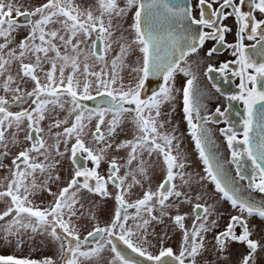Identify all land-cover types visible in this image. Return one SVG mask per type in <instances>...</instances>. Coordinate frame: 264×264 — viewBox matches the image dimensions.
<instances>
[{"label": "snow or ice", "instance_id": "snow-or-ice-1", "mask_svg": "<svg viewBox=\"0 0 264 264\" xmlns=\"http://www.w3.org/2000/svg\"><path fill=\"white\" fill-rule=\"evenodd\" d=\"M248 2L251 9L264 16V0ZM214 3L219 6L213 8ZM245 3L246 0H198L197 19L193 16L191 6H174L169 0H125L124 7H120L117 0H97L98 15H94L91 8L81 9L75 5L74 0H47L31 11H22L17 0H0V38L3 39V43H0V88L5 93H12L11 103L21 108L20 111H10V101L5 96H0V158L9 154L10 144L17 145V134L20 131H25L24 140L27 142L11 161L10 177L0 180V201L6 204L5 210L0 212V239L11 243L12 237L18 238L21 232L29 230L34 234H47L56 245L59 257V260L53 257L37 260L0 255V264L98 262L106 246H110L109 251L112 254L108 264H140V261L119 250L115 241L122 242L132 253L145 258L150 264H197V257L204 251L202 233L210 230L208 217L212 214L211 206L199 202L193 205L194 219L191 230L185 227L187 214L173 216L168 211L175 208L179 213V204H192L189 194L179 188H190L194 179L184 172L186 158L180 154L178 138L174 132L162 131L165 123L159 120L160 105L173 99L171 81L176 71L187 77L182 89L183 113L199 159L204 165L206 175L200 176L199 181L208 180L213 183L215 191L229 201L233 208L264 218V200L256 203L242 198L235 181L225 176L218 162L213 163L216 158L209 148L213 143L211 130L206 125L218 122V118L224 117L225 112L217 107L213 114L201 115L203 105L199 103L195 92L197 73L186 63L181 67V62L186 61L189 55L198 53L208 39L233 50L232 55L236 57L234 61L223 63L218 69L209 64L204 75L211 79L210 74L213 72L231 71L233 76L239 78V94L228 99L242 101L245 106L243 138L238 139L237 132L231 126L219 131L231 150L229 163L236 165L239 180L249 179L240 170V162L246 156L253 169L248 188L264 193V106L259 111L258 120L254 110L258 102H264V59L260 62L252 59L243 43L245 39L255 41L251 49L255 50L256 55L264 58V18L257 19L252 10H242ZM133 8L135 12L131 29L134 38L121 42L125 39L121 35L113 40L119 25L113 26L112 19L125 16L128 10ZM228 9L230 11H226ZM157 13L188 20L201 30L195 35H184L180 39L171 31L162 36L154 31L151 24V18ZM229 16L235 17L238 24L234 44H226L225 34L232 29L222 24ZM20 17L36 19H27L30 27L28 36L16 47L9 48V44L13 42L12 34L20 26ZM50 24H59L60 27L49 29ZM204 28L211 31H203ZM165 40L168 41L167 46ZM113 44L118 45L119 51L109 63L105 54L112 51ZM133 45H136L142 54V64L131 69V72L136 74L135 84L130 82L125 85L119 76V70L127 66L124 61ZM61 48L64 49L63 53ZM216 51L217 48L214 47L207 55L210 57ZM49 53L53 55L50 56ZM25 59L30 62L25 63ZM93 59L101 63L99 71L93 70L94 65L89 63ZM13 63L19 64L17 76L22 82L30 80L34 83L30 92L21 94L19 85L12 87L16 83V78L9 71ZM44 63L50 64L51 67L44 73L45 82L41 83L37 70L43 71ZM58 63L59 77L56 76ZM230 64L237 65V68H230ZM66 68H71L67 76L64 74ZM5 73L8 74L5 76ZM154 75H161L163 84L148 99L141 98L145 82ZM216 90L219 91V88ZM93 91L95 95L92 94ZM64 97L67 99H63ZM97 97L107 104L108 108L91 109L84 103ZM26 103L28 107H23ZM65 104L70 105L67 109L68 115L63 120L53 117L47 126V135L53 141L48 144L41 122L51 110L57 107L64 110ZM109 112L112 113V119L106 121L105 116ZM127 113L133 114V138L114 145L117 129ZM94 118L95 129L90 131V140L86 143L84 137L88 136L89 132L85 129ZM254 125L257 130L256 137L251 135ZM13 128L15 131L9 134V130ZM61 128L62 131H53ZM73 139L74 143H71L69 148V141ZM61 144L64 145L63 150ZM122 149L128 150L124 164L121 165L113 157L108 163L107 177L100 175L98 169L109 151ZM52 153L57 157L70 153L69 158L74 165L66 186L60 187L55 193L48 188L49 181L58 182L60 179L59 174H52L59 164V160L50 159ZM144 153H147L149 159L155 154L157 159L162 160L164 177L155 191L149 187L143 192L142 198L129 203L125 198L126 194L133 186L141 184L137 176L144 179L148 177V161L143 158ZM78 154H83L84 159L91 161L93 167L82 166ZM41 156L44 157L43 161H39ZM134 162L135 167H132ZM3 166L0 163V167ZM121 167L125 168L123 175H120ZM38 171L40 174L47 173L41 184H38L35 178ZM29 177L32 178L30 182ZM177 179L181 182L179 186L175 183ZM109 184L118 190L114 197L116 207L110 221L105 226L95 224L81 239L78 226L73 220L74 217L79 219L85 216L81 200L89 198L85 194L110 196ZM40 190L48 191L53 197L47 207L34 205L29 199L30 195ZM171 198L175 199L169 204ZM195 199L199 201L202 197L197 195ZM133 208L135 212L129 213L128 210ZM156 212H159V215H156ZM165 217L182 232L183 242L178 254L174 253L171 247L163 245L158 254H153L145 247L149 244V226L152 222L163 223ZM211 223L215 225L216 222ZM236 227L242 229L240 235H236ZM250 235L247 221L241 216H232L226 229L215 236L217 248L223 252L227 240L244 243L249 249V254L243 257L241 264H250V261L255 264V254L260 245L250 239ZM90 238L95 244L87 247ZM20 243L17 239L16 246L19 247ZM85 248L87 250H84ZM223 259H227V256Z\"/></svg>", "mask_w": 264, "mask_h": 264}, {"label": "flooded vegetation", "instance_id": "flooded-vegetation-1", "mask_svg": "<svg viewBox=\"0 0 264 264\" xmlns=\"http://www.w3.org/2000/svg\"><path fill=\"white\" fill-rule=\"evenodd\" d=\"M119 1L121 2V0ZM122 1L125 2V0ZM46 2L47 0H40L39 2H34V3H46ZM209 2H211V0H209ZM174 3H185L186 6H191V8L193 9V16H195L197 19L199 18V9L197 7L198 0H174ZM118 4L120 7L125 6V3H118ZM85 5L88 7L89 3H86ZM178 6L181 5L179 4ZM218 6H219L218 4L215 3L213 4V8H216ZM242 10L244 11L252 10L255 13L257 19L264 18V16H261V14L255 11V9H251V5L248 2V0H246V3L242 6ZM226 11H230V9ZM134 12L135 9L133 8L128 10L125 16L117 17L116 23L117 25H119L118 29L122 30L121 29L122 26L124 27L125 25L128 26V30H127L128 40L126 41H130L131 39L134 38V32L131 29V25L133 24ZM151 24L154 31H156L158 34L162 36H166V34L169 31H171L177 39H180L184 35H188V34L195 35L201 30L199 26L190 24L188 20H180L178 18H175L174 20L175 32L171 30V24H172L171 20L165 19L157 22L153 21L151 22ZM222 24L232 29L230 32H227L225 34L226 44H234L236 42V33L238 31V24L235 20V17L229 16L227 19L222 21ZM203 31L207 32L211 30L204 28ZM92 38L93 39L95 38V34H93ZM243 43L248 48V54L252 57V59L256 60L257 62H260L262 59H264L256 55L254 49H251V45L254 44L255 41H249L245 39ZM167 44L168 41L165 40V46H167ZM214 47L217 48V51L212 56L209 57L207 55V52ZM89 50H90V45H89ZM232 51L233 50L231 48H227L224 45H220L215 40L208 39L205 41L203 47L199 49L198 53L189 55L188 57H186V61L181 62V67H184L186 63L187 65H190L192 70L196 71L197 73V79L195 81V92L198 97L199 103L203 105L201 115L202 116L211 115L215 112V109L217 107H219L221 111L225 112V116L218 118V122H210L206 125L211 130V139L213 143L212 145L209 146V148L211 152L214 153L216 158L213 161V163L218 162L222 166L225 176L228 179L235 181V186L240 189L239 195L242 198L250 199L256 203H259L260 201L264 200V193H260L259 191H252L248 188L250 178L253 173L251 162L247 160L246 156L240 162L241 173L246 177H248L249 179L239 180V178L236 175V171H237L236 165L229 163L231 159V150L227 146L225 137L222 136L219 131L221 128H227L231 126L237 132L238 139L243 138L242 122H243V118H246L245 106L242 101H233L228 99L232 95L239 94V87H238L240 82L239 78L233 76L231 71H226L225 73L213 72L210 74L211 79H209L208 76L204 75V71L209 64L213 65L215 68L218 69L221 64L234 61L236 57L232 55ZM130 55L131 57L135 58V67L138 66V64H142V54L139 52L138 47L136 45L132 46V50L129 52L127 56L129 57ZM105 56H106V60L108 61H111V59L113 58L107 56V53L105 54ZM230 68L236 69L237 65L230 64ZM69 73L70 72H67L65 76H67ZM186 80L187 77H185L182 72L176 71L174 73L173 80L171 81V83L173 84V92H172L173 99L166 101L160 105L161 115L159 117V120L165 123V127L164 129H162V131L174 132L175 136L178 138L180 154L184 156L186 159H196L200 168V173L202 174V176H204L206 174L204 172L203 162L199 159L198 152L195 149L194 141L192 140V137L189 134L187 122L184 119L182 89L186 83ZM162 84H163V78H161V83L159 85L161 86ZM213 85H215V87ZM159 87L153 90H147V86L145 82V86L141 90V98L148 99L153 92L158 91ZM249 87H251V85H249ZM217 88H219V91L216 90ZM92 94L95 95V92L93 91ZM261 103L262 102H258L255 108L259 106ZM88 107L91 109H95L90 106ZM101 108H108V107L103 106ZM9 110L16 112V111H20L21 108L13 109V110L9 109ZM70 123L71 120L69 122V126ZM24 146L20 144L19 146H17L18 149H16L12 153H15V155L18 154V152L22 150ZM237 147H242V146L237 145ZM218 149H220L225 154L224 157H220ZM15 155L10 157L9 162H7L6 167L5 166L3 167L0 175H6V177H10L9 169L12 167L11 161L15 157ZM69 156L67 160L72 165ZM78 160L80 161V164L82 166H85L87 163L86 160L82 159L79 154H78ZM39 161L42 160L39 159ZM147 165L150 169L151 168L154 169L152 172L154 174V178L153 181L151 182L152 185L151 189L155 191L164 177V171H163L164 166L162 160L160 159H152V161L149 162ZM107 167H108V163H107ZM29 180H31V177H29ZM205 181L206 183L209 184L207 193L208 192L212 193L216 197V200L218 201L217 203L211 202L210 206L211 207L213 206V208H220L221 206L224 207L221 210V213H214L213 211V213L208 217V224L210 230L205 233H202V235L204 236L203 244L206 252H208V254L213 256L215 259H223L224 256H227L226 260L229 261V264H241L243 257L249 254V249L247 248L246 244L237 241L227 240L225 241L226 248L224 249L223 252H220L217 248V244L215 240V236L217 235V233L222 232L226 229L232 216H241L243 219L247 221V225L251 233L250 239L257 241L260 245V247L257 249V252L255 254V264H264V218H260L256 214L249 215L247 212L242 213L239 210V208H233L229 201L223 199L221 197V194L215 191V186L213 183H211L208 180ZM63 186H66V182L60 185L56 189V192H58L59 188ZM48 188H50L51 191L54 193L53 182L48 184ZM142 190L145 191L147 189L143 188ZM32 195L29 196V199L32 201L34 205H38L41 208L47 207L48 204L53 200V199L51 200V195H49L48 193L45 194L42 190L38 191V196L33 197ZM194 195L197 196V194ZM141 197H138L137 199ZM208 198L209 196H207V199ZM169 201L172 200L170 199ZM197 202L201 203L200 200L196 201L195 197L192 196V204H190V207H188L187 205L183 206L179 204V213H177L175 208H170L168 211L173 216L176 214H187V218L184 221V223H185V227L191 230L194 219V215L192 214V207ZM206 205H208V203ZM77 207H79V205H77ZM3 210L5 209L0 210V212H2ZM132 210L135 209L133 208ZM155 214L159 215V212H156ZM109 221L110 219L108 220V222ZM212 221L216 222L215 225H212L211 223ZM95 224L96 223L93 222L90 225L89 227L90 229H88L87 232L91 231ZM78 229L79 231H81L80 227ZM159 229L163 233V235H165L166 241L169 240L170 242L167 243L161 242L157 244L149 243L148 245H145V247L151 249V250L148 249V251L152 252L153 254H158L161 248L160 245H163V247H171L174 253L178 254L183 242L181 230H179L174 224H172V222L167 217L164 218L163 223L159 224ZM87 232H84L82 236H80L81 239H83V237L87 234ZM241 232L242 229L240 227H236L235 229L236 235H240ZM18 239L20 240L21 243L20 246L17 247L15 250L20 249V247L24 244L26 239L31 240L32 243L36 242L37 239L38 242L41 241L40 243H42L43 246L45 245L47 253L43 254L40 249H37L35 247L33 248V253H32L33 256L17 253L15 250L0 251V255H14L17 257L37 259L40 257L45 258L52 254L51 251H53V247L48 248V246H46L51 240L47 234H40V233L34 234L29 230L27 232H21ZM115 242L117 243L118 249L125 252L128 257L140 261V264H150V262L147 261L145 258L139 257L137 254L132 253L131 250L127 249V247L122 242L120 241H115ZM94 244L95 242L92 241L90 238L87 247H92L94 246ZM106 249L107 250L110 249V246H106ZM154 249L155 251H153ZM84 250L87 249L85 248ZM37 251H41L42 255L35 256L34 253ZM108 253H110V251H108ZM55 255L56 258L59 259L57 251ZM110 255L112 256L111 253ZM250 264H252L251 261Z\"/></svg>", "mask_w": 264, "mask_h": 264}, {"label": "rangeland", "instance_id": "rangeland-1", "mask_svg": "<svg viewBox=\"0 0 264 264\" xmlns=\"http://www.w3.org/2000/svg\"><path fill=\"white\" fill-rule=\"evenodd\" d=\"M40 0H17V3L21 5V10H28L31 11L34 8H36V6H41L44 3H34V2H39ZM118 3H125L124 1L121 0V2L119 0H117ZM86 3H89L88 7L85 5ZM97 0H75V5H78L81 9H89L91 8L93 10L94 15H98V11L96 10L97 8ZM27 19H31V20H35L36 17H30ZM27 19L25 17H20L19 18V24L20 26L13 32L12 37H13V42L11 44H9V48L12 47H16L19 42L23 39H25V37L28 36L29 32H30V27L27 23ZM117 17H114L112 19V24L113 26H116L117 23ZM106 22H107V18H106ZM60 27L59 24H50L48 26L49 29H58ZM122 30L118 29L114 32V35L112 37L113 40H116L117 38L121 37V35H123V37L125 38L124 41L121 42H127L126 40H128V34H127V30H128V26L125 25L122 26L121 28ZM0 43H3V39L0 38ZM36 43H39V40L36 41ZM64 49L61 48V52L63 53ZM119 51V47L116 44H113L112 46V51L107 53V56H109L110 58L114 57L116 55V53ZM49 55H53V53H49ZM136 57V56H135ZM32 61L34 62V57L31 58ZM81 59H83L81 57ZM108 61V60H107ZM25 63L30 62L29 59H25L24 61ZM110 63V61H108ZM125 64L127 65L126 67H124L122 70H119V76L122 78V81L125 85H128L130 82L135 84L136 80H135V73L131 72V69L133 67H135V58L131 57V55L125 58ZM90 64H93V70L95 71H99L100 67H101V63L100 62H96L94 59L89 61ZM51 65L48 63H44L43 64V71H40L39 69L37 70V75L40 77L41 83L45 82V76L44 73L47 72L48 70H50ZM10 73L16 78V83H14L12 85L13 88H15L17 85H19L20 87V92L25 93V92H30L32 90V88L34 87V83L30 80H26L24 82H22L20 80V78L17 76V72L19 71V64L18 63H13L10 66L9 69ZM83 71V67L81 66V72ZM67 72H71V68H66L65 69V73ZM8 73H5V76ZM56 76L59 77V63L57 65V73ZM2 79V78H0ZM0 96H5L9 101H10V109H20V106H18L17 104H12V97L13 94L12 93H5L3 91L2 88H0ZM63 99H67V97H64ZM30 103V101H29ZM70 105L65 104L64 110H61L59 107L51 110L49 113L46 114V119L44 121L41 122V127L45 128V134H44V138L46 139L48 144H52L53 141L51 139V137H49L47 135V126L50 122H52V118L53 117H58L59 119L63 120L67 115V109ZM23 107H28V104H24ZM49 108H51V106H49ZM161 108V106H160ZM132 114L131 113H127L124 114L123 119L120 122V127L117 129V134L115 136V139L113 141V144L115 145V143H119L121 141L124 140H129L133 138L134 132H135V127L134 124L132 122ZM74 119V117H73ZM106 121L112 119V113L109 112L106 114L105 116ZM71 124V123H70ZM95 124H96V120L95 118L91 121V123L89 124V127L87 129H85L86 132H89L88 136H85L84 139L86 141V143L90 140V131H93L95 129ZM25 127H26V122H25ZM169 127V125H168ZM105 130L106 129H102ZM15 131V129H10L9 130V134L11 132ZM53 131H62L61 129H54ZM24 136H25V131H20L17 134V145H9V154L6 157H2L0 158V163H2L5 167L7 165V162H9L10 157L14 156L15 153H12L13 151H15L16 149H18L17 146H19L20 144H22V146L26 145L27 142L24 140ZM10 138V135H9ZM26 142V143H25ZM71 143H74V139L69 141V148L71 147ZM89 146H94L89 144ZM61 150H63L64 145L61 144L60 145ZM127 149H122L120 151H114V150H110L108 155L106 156L105 160L101 162L100 167L98 169L100 175L107 177L108 172H107V163H109V161L115 157L117 159V161L123 165L126 155H127ZM219 151V155L220 157H224L225 154L218 149ZM70 155V153L64 157H57L55 156V153H52V156L50 157V159L55 158L56 160H59V164L58 166L52 171L53 175L59 174V181L58 182H53V190L54 193L56 192V189L64 184L65 182H67L71 175H72V171H73V165L70 164V162L67 160L68 156ZM80 157L82 159H84V155L83 154H79ZM143 158L149 162L152 161V159H157V156L154 154L150 159L147 156V153H144ZM40 160L43 161L44 157L41 156L39 157ZM86 165L89 168H92L93 165L91 163V161L86 160ZM135 163H133L132 167H135ZM185 163H186V167L184 169V172L187 174H190L192 177H194V179L192 180L191 183V187H180L179 190L186 192L189 194V196L192 198V196L196 197L194 194L200 195L202 197V199L200 200L201 204H207L210 206L211 202L217 203L218 201L216 200V197L208 192L207 190L209 188V184L206 183V181H199V177L202 176V174L200 173V168L198 165V162L196 159H185ZM3 166V167H4ZM3 167H0V173L3 169ZM148 167V165H147ZM153 168H149L148 167V177L146 179L141 178L140 176H137V179H139L141 181V184H137L135 186H133L130 190V192L128 194H126V200L129 203L134 202L135 199H137L138 197L143 196V192L144 190H142L143 188L148 189L149 187H152L151 182L153 181L154 178V174L153 172ZM125 171L124 167H121V172L120 175H123ZM6 175H0V180H3V178H5ZM47 177V173L44 174H40L39 171L35 174V178L38 184H41ZM32 179V178H31ZM31 180H29L28 182H30ZM128 182H131V177H129ZM49 183H51V181H49ZM48 183V184H49ZM175 183L179 186L180 185V180L177 179L175 181ZM142 185V187H141ZM45 194L48 193V191L42 190ZM117 189L109 184L108 185V192L111 194L108 197H101L99 195L96 194H85L88 195L89 198L88 199H84L81 200V203L84 204V209H82V211L85 212V217H81L79 219H77L76 217L73 218V220L76 222L78 228L80 227L81 231H79V235L82 236V234L84 232H87L88 229H90V225L95 222L96 224H100V226H105L108 222L109 219H111L115 207H116V203H115V194L117 193ZM47 192V193H46ZM49 194V193H48ZM141 195V196H140ZM33 197L38 196V191H36L35 194L32 195ZM207 196H209V198L207 199ZM142 198V197H141ZM7 199V198H6ZM53 199V197L51 196V200ZM175 198H171L172 201H169L168 203L171 204L173 202ZM133 200V201H131ZM181 205L185 206L187 205L188 207H190V204L188 203H181ZM6 208V204L2 201H0V210L5 209ZM224 207L221 206L220 208H213V206L211 207V213H221V210ZM129 213H134L135 210L129 209L128 210ZM95 217V219H92V217ZM131 222V221H130ZM2 223V222H0ZM149 235H148V241L149 243H161V242H170L169 240L166 241V237L165 235H163V233L160 231L159 229V224H157L156 222H152V224L149 226ZM17 237H12L11 238V243H8L7 241L0 239V251H10V250H15L17 248L16 246V241H17ZM41 242V241H40ZM37 241L32 243L31 240L26 239V241L24 242V244L20 247V249L15 250L17 253H21L24 255H31L33 256V248H37L40 249L42 251L43 254L47 253V250L45 248V245L43 246L42 243H40ZM48 246V248L53 247V251L51 255L47 256V257H53L56 258V245L53 244L51 242V240L49 241V243L46 245ZM161 246V245H160ZM149 249V248H148ZM151 250V249H149ZM41 251H37L34 253L35 256H39L42 255ZM109 249L107 250L105 248V251L102 254V258L97 262V261H86L85 264H108V262L112 259V256L110 255V253H108ZM155 251V249L153 250ZM46 258V257H45ZM43 259L42 257L37 258V260ZM57 260H59L58 258H56ZM197 264H229V261H227L226 259H215L213 256H211L210 254H208V252H206V250L204 249V251H202V253L197 257Z\"/></svg>", "mask_w": 264, "mask_h": 264}, {"label": "water", "instance_id": "water-1", "mask_svg": "<svg viewBox=\"0 0 264 264\" xmlns=\"http://www.w3.org/2000/svg\"><path fill=\"white\" fill-rule=\"evenodd\" d=\"M174 4V3H173ZM160 75H154L152 76V78L147 82H146V86H150V87H155L156 84L158 83V79H159ZM150 78V77H149ZM152 85V86H151ZM95 100V99H94ZM94 100H90L87 103L89 104H93L94 105ZM101 103L103 104V102L101 101ZM262 106H264V103L260 104L259 106L256 107L255 111L257 112V120L259 119V111L262 108ZM253 135V137H256L257 135V130H256V126L254 125V132L251 134Z\"/></svg>", "mask_w": 264, "mask_h": 264}]
</instances>
